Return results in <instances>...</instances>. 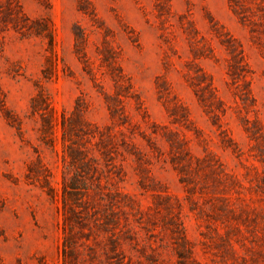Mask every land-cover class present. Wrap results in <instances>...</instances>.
Instances as JSON below:
<instances>
[{"label": "rangeland", "instance_id": "374dc122", "mask_svg": "<svg viewBox=\"0 0 264 264\" xmlns=\"http://www.w3.org/2000/svg\"><path fill=\"white\" fill-rule=\"evenodd\" d=\"M66 236L69 264L111 237L124 264H264V0H0V264H64Z\"/></svg>", "mask_w": 264, "mask_h": 264}, {"label": "trees", "instance_id": "16d2710c", "mask_svg": "<svg viewBox=\"0 0 264 264\" xmlns=\"http://www.w3.org/2000/svg\"><path fill=\"white\" fill-rule=\"evenodd\" d=\"M62 126L64 129V139L69 137L71 139V133L75 131V124L73 120L63 116ZM74 142V141H73ZM69 155L72 157V164L73 165H81V162H78L77 155L81 158H84L86 155L85 151L73 146L69 145L68 148ZM87 156V155H86ZM80 159V158H79ZM84 163V162H83ZM54 188L50 187V192H53ZM63 207L68 211V214L65 216V222L68 224H72L73 222L80 221V213L84 210H87L88 214L90 215L91 210L90 207L92 204L89 200L91 196L90 192V185L87 182H83L82 184H78V179H73L72 182L64 181L63 185ZM112 213H108L107 222L115 221L113 217H111ZM72 245V242L69 240V236H66V239L61 247V255L62 258L65 260L64 264H69L67 262V254L69 252L68 247ZM118 239L116 237L110 238V251L107 252V261L108 264H124L122 252L118 251Z\"/></svg>", "mask_w": 264, "mask_h": 264}]
</instances>
